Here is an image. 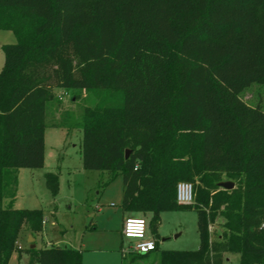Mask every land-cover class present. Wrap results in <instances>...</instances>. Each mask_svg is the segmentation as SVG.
<instances>
[{
    "label": "trees",
    "instance_id": "16d2710c",
    "mask_svg": "<svg viewBox=\"0 0 264 264\" xmlns=\"http://www.w3.org/2000/svg\"><path fill=\"white\" fill-rule=\"evenodd\" d=\"M0 30L15 36L1 45L0 264L42 229L41 209L13 202L18 169L43 166L45 129L58 126L55 89L95 99L77 123L82 166L120 174L122 211L148 214L155 249L121 264L157 250L161 212L187 208L198 248L150 264H264V111L239 96L264 83V0H0ZM44 178L54 195L57 175ZM180 181L191 204L176 201ZM26 252L24 264H81L66 245Z\"/></svg>",
    "mask_w": 264,
    "mask_h": 264
},
{
    "label": "rangeland",
    "instance_id": "374dc122",
    "mask_svg": "<svg viewBox=\"0 0 264 264\" xmlns=\"http://www.w3.org/2000/svg\"><path fill=\"white\" fill-rule=\"evenodd\" d=\"M14 42L10 30H0V69L4 58L1 45ZM55 93L59 101L50 103L47 122L53 121L58 126L45 129L43 166L18 169L13 206L42 210L44 224L34 238V248L66 245L81 251V264H121L122 256L131 251L133 243L121 234L123 219L128 216L120 207L121 175L107 182V171L82 166V130L77 123L84 108L92 106L95 99L85 90L64 93L55 89ZM239 96L264 111V83L243 86ZM46 172L57 175L54 195L45 185ZM135 216L148 220V214ZM214 230L218 231L211 225V231ZM147 234L154 238L149 230ZM157 235V250L137 264L152 263L161 250H196L199 243L196 211L187 208L161 212ZM17 244L20 248L11 254L7 264H24L28 258L26 238L21 236ZM228 258L226 264H238L237 255Z\"/></svg>",
    "mask_w": 264,
    "mask_h": 264
},
{
    "label": "built area",
    "instance_id": "2783aa9c",
    "mask_svg": "<svg viewBox=\"0 0 264 264\" xmlns=\"http://www.w3.org/2000/svg\"><path fill=\"white\" fill-rule=\"evenodd\" d=\"M176 201L178 204L187 205L193 202V185L188 181L176 184ZM44 224V220H42ZM211 230V225L208 227ZM147 219L140 216H127L123 219L121 234L124 238L132 239L131 251L147 253L155 249V239L147 234ZM18 248L19 245L17 244Z\"/></svg>",
    "mask_w": 264,
    "mask_h": 264
},
{
    "label": "water",
    "instance_id": "95a60500",
    "mask_svg": "<svg viewBox=\"0 0 264 264\" xmlns=\"http://www.w3.org/2000/svg\"><path fill=\"white\" fill-rule=\"evenodd\" d=\"M129 154V150L126 149L124 152V158H126ZM217 185L223 189L229 190L232 189L234 187L233 182L229 181V180H224V181H220L217 183ZM27 243H29V247H34V243H33V237L31 235L27 236L26 239Z\"/></svg>",
    "mask_w": 264,
    "mask_h": 264
},
{
    "label": "crops",
    "instance_id": "0c3cea01",
    "mask_svg": "<svg viewBox=\"0 0 264 264\" xmlns=\"http://www.w3.org/2000/svg\"><path fill=\"white\" fill-rule=\"evenodd\" d=\"M128 216H130V215H128ZM126 217H127V216H126ZM28 235H29V234L25 235V236H26V237H25L26 239H27V236H28ZM33 241H34V238H33ZM34 245H35V244H34ZM229 256H230V255H229ZM229 256H228V257H229ZM228 257H227V259H229Z\"/></svg>",
    "mask_w": 264,
    "mask_h": 264
}]
</instances>
